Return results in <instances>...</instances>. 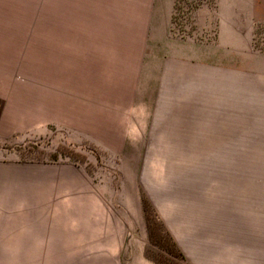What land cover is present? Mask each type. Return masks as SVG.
<instances>
[{
	"label": "rangeland",
	"instance_id": "374dc122",
	"mask_svg": "<svg viewBox=\"0 0 264 264\" xmlns=\"http://www.w3.org/2000/svg\"><path fill=\"white\" fill-rule=\"evenodd\" d=\"M74 3L81 13L0 15L4 37L27 45L26 80L73 108L0 141V233L121 254L0 255V264H188L154 201L180 184L264 183V63L244 40L247 0ZM249 39L264 55V22Z\"/></svg>",
	"mask_w": 264,
	"mask_h": 264
},
{
	"label": "crops",
	"instance_id": "0c3cea01",
	"mask_svg": "<svg viewBox=\"0 0 264 264\" xmlns=\"http://www.w3.org/2000/svg\"><path fill=\"white\" fill-rule=\"evenodd\" d=\"M74 4V0H0V15L81 13L73 10ZM241 16L248 54L254 62L264 63V55L249 50L252 23L264 22V0H247ZM3 27L0 25V141L5 142L57 123L59 115L67 120L73 108L65 105L59 109L56 89L26 80H31L26 75L30 66L25 59L27 45L24 40L4 37L8 26ZM180 185L177 193L154 201L153 207L188 264H264V183ZM147 195L149 199V191ZM71 238L0 233V255L121 254L118 247H74ZM106 259L99 257L97 264H116Z\"/></svg>",
	"mask_w": 264,
	"mask_h": 264
}]
</instances>
